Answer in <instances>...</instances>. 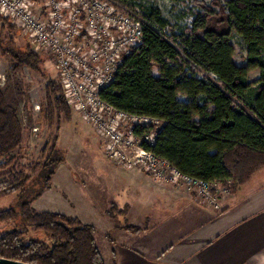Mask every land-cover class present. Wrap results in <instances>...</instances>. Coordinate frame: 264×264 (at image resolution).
Returning <instances> with one entry per match:
<instances>
[{"label": "trees", "instance_id": "obj_1", "mask_svg": "<svg viewBox=\"0 0 264 264\" xmlns=\"http://www.w3.org/2000/svg\"><path fill=\"white\" fill-rule=\"evenodd\" d=\"M194 2L192 21L180 33L168 31L158 9H143L149 24L142 41L124 56L101 96L120 110L163 121L156 143L146 148L183 174L221 182L234 192L264 168V0ZM235 38L245 51L244 65L234 60ZM0 48L16 62L15 70L28 67L44 76L43 59L32 45L23 50L0 38ZM253 70L259 71L255 81L250 80ZM58 77L48 78L46 85L50 125L62 117L71 121L72 105ZM23 138L17 110L0 88V159L19 149ZM58 141L56 135L43 147L42 160L30 168L33 175L15 157L2 166L8 170L0 179V197L18 193V201L0 209V257L30 264H106L93 225L33 207L66 161ZM31 229L47 234L50 242L30 238Z\"/></svg>", "mask_w": 264, "mask_h": 264}, {"label": "built area", "instance_id": "obj_2", "mask_svg": "<svg viewBox=\"0 0 264 264\" xmlns=\"http://www.w3.org/2000/svg\"><path fill=\"white\" fill-rule=\"evenodd\" d=\"M0 13L22 30L35 51L56 59L70 104L105 139L109 159L182 185L220 210L217 182L183 174L146 148L156 143L163 121L120 110L101 96L124 56L142 41L149 24L143 10L124 0H0ZM151 27L160 30L157 23Z\"/></svg>", "mask_w": 264, "mask_h": 264}, {"label": "crops", "instance_id": "obj_3", "mask_svg": "<svg viewBox=\"0 0 264 264\" xmlns=\"http://www.w3.org/2000/svg\"><path fill=\"white\" fill-rule=\"evenodd\" d=\"M126 170L129 176L115 181L117 196L103 212L102 244L112 253L106 264H264V168L234 192L217 182L220 210L182 185L156 180L138 167ZM39 200L33 207L49 211ZM115 203L119 212L113 217L108 212ZM77 217L96 228L97 240L98 226ZM129 225L142 230L129 231Z\"/></svg>", "mask_w": 264, "mask_h": 264}, {"label": "rangeland", "instance_id": "obj_4", "mask_svg": "<svg viewBox=\"0 0 264 264\" xmlns=\"http://www.w3.org/2000/svg\"><path fill=\"white\" fill-rule=\"evenodd\" d=\"M129 1L141 10L149 7L158 9L161 17L167 21L168 31L173 33H180L182 28L188 26L197 9L195 0ZM204 1L211 3L214 0ZM221 2L225 3L226 0ZM0 15L3 18H0L1 40L23 50L30 47L31 43L22 30L8 17L1 13ZM233 42L236 47L235 62L239 65L245 64L243 47L237 38ZM38 53L43 59L46 77L28 67L15 70L16 62L0 48V88L5 93L8 104L16 108L24 133L21 147L6 158L0 159V179L8 170L2 166L12 157L19 160V167L28 175H33L30 168L42 160L41 150L48 142L51 143L56 135L59 136V147L64 151L66 161L58 167L50 192L40 197L39 201H42V205L48 207L51 212L70 217L81 216L86 220L90 218L89 220L98 226L100 236L95 240L105 259L112 253L102 244L104 238L101 231H104L107 225V220L103 217L104 208L117 196L113 194L116 189L113 188L116 186L115 181L129 176V173L118 162L108 158L105 153V139L74 106H71V121H66L65 117H62L59 122L55 120L53 125L48 123L45 116L46 85L48 78L59 80V71L56 59L50 53L44 51ZM153 73L157 74V69H154ZM200 75L213 77L204 72H200ZM258 76L259 72L253 70L250 73V80L255 81ZM17 201L18 193L1 196L0 209L14 207ZM112 206H115L114 217L119 212V206L117 203ZM28 235L30 238L50 242L47 234L34 229H31ZM107 237L111 239L109 234ZM113 263L114 261L111 264Z\"/></svg>", "mask_w": 264, "mask_h": 264}, {"label": "water", "instance_id": "obj_5", "mask_svg": "<svg viewBox=\"0 0 264 264\" xmlns=\"http://www.w3.org/2000/svg\"><path fill=\"white\" fill-rule=\"evenodd\" d=\"M0 264H30V263L0 257Z\"/></svg>", "mask_w": 264, "mask_h": 264}]
</instances>
